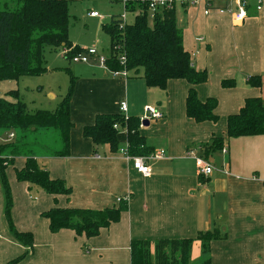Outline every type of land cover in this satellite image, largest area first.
Instances as JSON below:
<instances>
[{
    "label": "crops",
    "instance_id": "1",
    "mask_svg": "<svg viewBox=\"0 0 264 264\" xmlns=\"http://www.w3.org/2000/svg\"><path fill=\"white\" fill-rule=\"evenodd\" d=\"M214 6L237 7L235 0H214ZM257 7L256 0H249L247 17L239 24L228 12L205 15L202 8H176L184 47L195 68L208 73V80L196 86L198 97L218 99V122L198 123L188 117L191 85L185 79L169 80L161 90L148 86L142 72L114 76L100 66L94 69L99 73L80 81L81 88L78 83L72 96L74 125L68 156L56 155L63 148L56 129H32L26 134L15 130L13 139L0 130V155L13 159L5 169L13 200L11 219L18 231L33 237L29 247L13 235L0 174V264L18 259L15 264H131L133 240L196 239L200 231L214 229L222 237L207 245L204 259L209 257L211 264H264V135H227L230 115L238 113L249 98L264 100V0L261 9ZM250 77H260L261 86L250 84ZM227 79H233L235 86L224 88L221 82ZM14 81H0V97L16 101L8 96L16 90ZM123 101L130 117H143L147 105L164 113L163 118L140 126L152 151L149 155L165 151L162 159L148 158L150 175L138 172L121 152L128 148L127 131L118 134L116 152L109 145L96 150L92 139L83 134L98 114L119 113ZM215 137L223 139L226 153L217 150L206 156L204 147ZM14 139L17 142L8 147L6 142ZM190 149L213 165L210 175L199 174L196 160L187 155ZM28 157L46 166L52 179H62L71 193L55 196L19 181L16 171ZM122 201L128 207L120 221L92 238L71 229L51 232L43 216L54 207L98 210L118 207Z\"/></svg>",
    "mask_w": 264,
    "mask_h": 264
},
{
    "label": "trees",
    "instance_id": "2",
    "mask_svg": "<svg viewBox=\"0 0 264 264\" xmlns=\"http://www.w3.org/2000/svg\"><path fill=\"white\" fill-rule=\"evenodd\" d=\"M0 3V81L19 80L24 75L45 73L47 47L62 48L67 51L64 54L67 59L83 51L79 46H74L69 37L70 0H0ZM124 6L127 13H135L131 23H126L118 15L104 24V29L111 38V55L106 61L107 68L110 71L126 69L127 75L132 73L138 76L142 72L148 86L161 90L166 89L169 80L185 79L191 85L186 98L188 117L198 123L218 122V99L211 97L202 101L198 97L196 86L208 80V73L195 68L190 53L185 49L184 33L178 27L176 9L158 10L150 23L148 0H125ZM121 56L126 58L124 64L121 63ZM71 79L67 96L55 111L40 109L31 112L18 90L8 93L16 101L0 97V130H18L26 134L33 128L56 129L63 142L62 150L56 152V155L68 156L70 131L74 125L70 117V103L75 76L71 75ZM249 83L260 87L261 78L250 77ZM221 84L224 88H231L235 86V81L227 79ZM140 126V118L130 117L122 112L104 113L96 116L94 124L84 127L83 134L92 139L96 150L109 145L111 151L116 152L119 149L118 134L127 131L128 152L132 156H145L152 151L140 133ZM227 135L229 138L264 135V100L261 97L247 99L238 113L228 117ZM223 144L222 138H213L204 147L205 155L222 150ZM16 150L17 147H14L12 153H16ZM12 160L0 157V174L6 191V215L13 235L31 247L32 234L18 231L11 219L13 200L5 169ZM16 175L19 181L27 182L30 187H39L48 194L57 196L71 193V188L62 179H52L49 169L40 165L34 157H28L25 166L17 170ZM127 204L122 201L118 207L98 210L54 207L45 211L43 216L49 220L51 232L71 229L78 235L92 238L100 235L112 223L120 221ZM220 237L221 231L214 229L200 231L196 239H164L157 242L133 240L130 247L131 264H172L166 250L168 246L175 247L173 252L177 254L180 264H189L193 244L197 240L202 242L203 252L207 254L208 243ZM152 246L154 250L150 249ZM200 264H211V259L207 257Z\"/></svg>",
    "mask_w": 264,
    "mask_h": 264
},
{
    "label": "rangeland",
    "instance_id": "3",
    "mask_svg": "<svg viewBox=\"0 0 264 264\" xmlns=\"http://www.w3.org/2000/svg\"><path fill=\"white\" fill-rule=\"evenodd\" d=\"M69 10L70 39L80 46L83 53L95 47L99 55L105 58H109L111 55V38L108 32L105 31L104 24L109 23L114 15H121L126 23H131L135 17L134 12L127 13L125 11L122 0H70ZM91 11L97 12L100 17L90 16L89 12ZM152 21L150 16V23ZM64 51L62 48L47 47L45 51L46 72L41 75H24L19 80L14 81L15 89L18 90L21 99L28 105L31 112L40 109L55 111L68 94L72 82L71 75L75 76L76 82L74 97L78 83L79 88H81L83 82L80 81L85 76H89L93 72L99 73L100 70L94 69H99L97 67L102 65L96 57H92L89 63H74L72 58L79 53L67 59L63 55ZM7 131L11 133L13 130ZM15 142H17L16 139L6 143L11 148ZM0 157L10 158L8 155L2 156V154ZM196 242L199 243H194L195 246L193 244L189 264H200L204 259L202 242L199 240ZM174 248V246H168L166 250L169 252L172 264H180L176 258L177 254L173 252ZM150 249L154 250V246Z\"/></svg>",
    "mask_w": 264,
    "mask_h": 264
},
{
    "label": "built area",
    "instance_id": "4",
    "mask_svg": "<svg viewBox=\"0 0 264 264\" xmlns=\"http://www.w3.org/2000/svg\"><path fill=\"white\" fill-rule=\"evenodd\" d=\"M258 3V9H261V6L263 4V0H256ZM249 0H235L236 8H226V7H215L214 6V0H148V10L150 15L152 17L154 14L160 10V9H176L178 6L180 7H195V8H202L203 13L205 15H209L212 11H219L222 13H230L233 17V21L236 24L242 23L245 18L247 17V6H248ZM123 3H125V0H123ZM90 16L92 17H100V15L95 12L91 11ZM67 51H64V54ZM92 57H96L101 65L103 67L107 68L106 61L108 58H105L101 55H99L98 50L94 48H90L86 51V53H79L78 55H75L72 60L75 63H89L90 59ZM126 58L124 56H121V63H125ZM109 70V69H108ZM114 76L123 75L127 76V70L123 69L122 71H110ZM128 105L126 101H123L120 103V112L127 115ZM144 116L140 118L141 124L143 122L151 120H158L164 117V113L157 109L154 106L147 105L145 106V112ZM16 136V132L13 130L9 134V138L13 139ZM223 153H226V147H223L222 149ZM121 152L126 155L128 159H131L133 161L134 168L142 173L143 175H150L151 174V167L148 165V158H156V159H162L165 156V151L161 150L158 152H155L152 155H149L148 157L145 156H132L128 152V148L121 149ZM188 156L193 157L196 160V165L198 167V171L200 175H210L214 171L213 165L208 162L207 159H204L202 156L196 155L195 151L193 149H190L188 151Z\"/></svg>",
    "mask_w": 264,
    "mask_h": 264
},
{
    "label": "water",
    "instance_id": "5",
    "mask_svg": "<svg viewBox=\"0 0 264 264\" xmlns=\"http://www.w3.org/2000/svg\"><path fill=\"white\" fill-rule=\"evenodd\" d=\"M149 124V122L148 121H145V122H143V124L142 125H148ZM34 129V128H33Z\"/></svg>",
    "mask_w": 264,
    "mask_h": 264
}]
</instances>
